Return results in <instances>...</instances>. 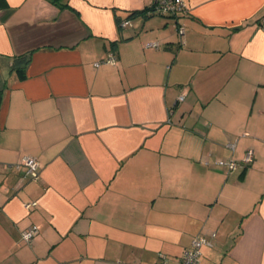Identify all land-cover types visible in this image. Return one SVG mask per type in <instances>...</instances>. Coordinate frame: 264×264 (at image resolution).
Listing matches in <instances>:
<instances>
[{
    "label": "crops",
    "instance_id": "crops-1",
    "mask_svg": "<svg viewBox=\"0 0 264 264\" xmlns=\"http://www.w3.org/2000/svg\"><path fill=\"white\" fill-rule=\"evenodd\" d=\"M66 2L0 0V264H264V0Z\"/></svg>",
    "mask_w": 264,
    "mask_h": 264
},
{
    "label": "built area",
    "instance_id": "built-area-1",
    "mask_svg": "<svg viewBox=\"0 0 264 264\" xmlns=\"http://www.w3.org/2000/svg\"><path fill=\"white\" fill-rule=\"evenodd\" d=\"M152 1V9L162 15H166V16H178L179 14H186L188 12L184 0H151ZM129 23V20H125L123 21V25H126ZM260 25L261 27L264 29V16L261 18L260 20ZM179 33H183V29L179 28ZM152 46H155L156 43H151ZM114 55L112 53L108 54L105 58L106 62H114ZM95 65L97 66L98 63H95ZM180 100L183 99V97H179ZM234 144L229 143V146L233 147ZM253 160V155H252V151L249 150L242 162L244 163H249ZM215 164L217 165H223L226 164L228 166L229 169H234L236 168L237 163L233 160H230L228 162L222 161V160H218L215 161ZM16 167L18 169L22 168L23 169V176L29 180L32 181H36L39 177V164L37 162V160L30 156V155H23L20 158V161L18 162V164L16 165ZM36 202H30L27 203L25 205V207L28 209L32 206H35ZM38 233V227L35 224L29 225L28 227H26L25 229H23L21 231V240L26 242V243H30L35 236ZM215 237V232H211L209 237H205L203 235H197L195 236L191 243H190V247L186 248L183 250L179 261L176 264H200V248L203 245H211V239H213ZM160 260L158 263L156 264H171L169 262V259L164 256L161 255L160 256Z\"/></svg>",
    "mask_w": 264,
    "mask_h": 264
},
{
    "label": "trees",
    "instance_id": "trees-1",
    "mask_svg": "<svg viewBox=\"0 0 264 264\" xmlns=\"http://www.w3.org/2000/svg\"><path fill=\"white\" fill-rule=\"evenodd\" d=\"M50 1L60 8L68 6L66 0H50Z\"/></svg>",
    "mask_w": 264,
    "mask_h": 264
}]
</instances>
